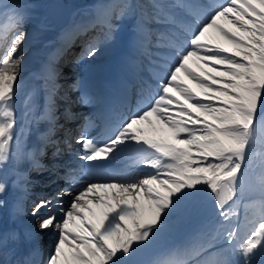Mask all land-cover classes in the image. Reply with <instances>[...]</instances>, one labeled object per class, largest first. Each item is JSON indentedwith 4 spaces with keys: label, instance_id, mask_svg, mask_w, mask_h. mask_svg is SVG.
<instances>
[{
    "label": "snow or ice",
    "instance_id": "obj_1",
    "mask_svg": "<svg viewBox=\"0 0 264 264\" xmlns=\"http://www.w3.org/2000/svg\"><path fill=\"white\" fill-rule=\"evenodd\" d=\"M137 7L131 45L150 58L156 94L99 136L88 135L94 124L86 116L80 134L69 132L61 141L53 138L62 125L54 100L58 72L51 64L45 67L43 112L35 115L33 92L18 117L27 13L19 5L0 2V16L9 22L0 29V165L21 160L28 123L47 121L40 143L27 153L32 169L48 170L38 157L49 145L53 158L67 151L86 166L77 179L70 165H64L67 173L60 177L53 164L54 174L68 186L32 201L30 211L23 201L33 182L27 172L17 174L15 186L22 195L10 216L15 221L30 215L39 231L30 225L0 231V264H141L142 250L185 227L205 197L213 203L212 221L157 264H264V0H225L210 9L195 0H149L147 5H124L117 20L134 15ZM98 22L108 32L86 45V57L92 58L102 44L117 40L116 25L107 20L77 24L65 33V44L70 46ZM10 30L14 35L8 42ZM130 65L136 67V61ZM81 102L103 103V97L86 88ZM73 140L78 150H73ZM120 159L150 171L109 170ZM7 190L0 180V197ZM250 191L258 192L259 200L243 205L241 220V202ZM5 207L0 198V209ZM48 231L54 243L45 261L39 239L40 232Z\"/></svg>",
    "mask_w": 264,
    "mask_h": 264
},
{
    "label": "bare ground",
    "instance_id": "obj_2",
    "mask_svg": "<svg viewBox=\"0 0 264 264\" xmlns=\"http://www.w3.org/2000/svg\"><path fill=\"white\" fill-rule=\"evenodd\" d=\"M0 2H2L3 4L15 5L16 1L15 0H0ZM206 7H207L206 9H210L209 6H206ZM55 8H56L57 12H59L58 7L56 6ZM1 11H3V9H1ZM33 20L36 21L37 19L36 20L33 19ZM95 20L96 21H103V20H100V18H98L96 15L93 16L89 20L88 19H86V20H83V19H77V20L71 19V20H69V22L66 24V27L64 28V30L61 32H58V34L54 37V38H57V42H58V43L57 42L55 43L56 44L55 48L57 47V49L59 50L58 54H54L53 51L52 52L47 51L46 56H48V58H45L46 63L44 61H42V63H39V65H38L40 68L39 71H36V72L33 71L30 73L21 71L20 76L18 77V82L20 84V91H19V94L17 97L18 117L20 116V114H22L25 111L24 101L28 98L29 94L33 93V92H35V95L33 96V102L38 106L36 109L35 115L39 116L43 112L46 95L44 94V91H43V94L41 93L40 87L42 85L41 80L44 79L45 74H41V73H42V71L45 72L46 65H49L47 63L51 62L50 63L51 66L52 67L55 66L54 68L57 70L58 75H60L61 81H58L57 78L55 81V84L57 86H58V84L60 85L59 88H62L64 83L68 84V83L73 82L72 79L74 78V76H71V74H66V72L63 73L62 76H61V74H59V73H61V68H60V65L58 63H60L61 61L63 62V60L64 59L66 60L67 57H71L72 55H74L77 52V50L82 47V45H85L84 41H89V37H91V35L89 36V29H88L83 34L77 36L75 38L74 42L70 46H67L65 44V39H64L65 33L69 29H71L73 26L77 25L76 23H74V21H77L79 24H81V23H87L89 21H95ZM8 23L9 22H8L7 18H5L4 16H0V29H3L5 27V25ZM97 24L100 27H102V25H104L103 22H98ZM35 26H36V22L33 24V26H31V29L29 30L31 36L36 35L34 33V30H35L34 27ZM150 27L154 28L153 25ZM13 35H14L13 30L8 31L7 35H6V40L8 42H10ZM2 47L3 46H0V53H2V51H3ZM46 48H47V46H46ZM153 51H155V50L153 49ZM130 52H131V50L129 48V45L124 43V45L122 47V52L117 55L116 59H111V61L109 63V70H108L109 79L107 81L108 83L102 84L99 86L100 90H101V96L103 97L104 103H105L104 107L107 108V111L109 113L113 112V113L117 114L118 117H121V114L123 111L127 110V112H129V110L132 107V104L130 103L131 102L130 97H133V95L138 96L139 93H142V97L140 98V103H145L148 99H151L154 96L151 94L150 91L147 92V90H146V88L148 87V83L149 84L152 83L149 78L150 77H156V75H154L153 72L151 71V69L153 68V65H151L150 61H147L144 59H142V62L136 61V64H138V65H136V67L131 66L133 69H135V71L131 74V77H128V78H130L129 81H127L125 83L122 82L121 76H127L128 75L129 66H128V64L126 65V61H127V58L130 56L129 55ZM144 56L148 57L147 55H144ZM41 59H43V58L40 55L37 58V61H39V60L41 61ZM58 65H59V67H58ZM156 71L159 72V69H156ZM148 74H151V76H148ZM160 75H163V73L160 72ZM141 79H142V81H144V84H146V86L140 87L141 82H136V80H141ZM110 94H111V97H110V103H109L108 98H109ZM58 96L59 95H57V91H56V94L54 97L56 105H57V101H58ZM65 99H66V102L62 101L64 103H60V105L56 106V109H57L56 115L59 117V119H62L63 122L58 120V124L62 125V127H60L56 131L55 136L53 137L54 139H59L61 141L65 138L66 134L69 132H70L71 136L73 137V126H75L80 121V119H79L80 115H83L82 119L86 116L92 117L94 115L93 110L88 109L86 111V109L79 110L76 108V105H75L76 101L79 100V98L77 96H74V97L68 96L67 98L65 97ZM63 107H64V110H62ZM66 112H70L76 118L75 119H69L66 115ZM129 116H130V114H128L126 117H129ZM123 119H125V118H123ZM45 122L47 125V121H45ZM32 123H34V121ZM32 123L27 124V129L31 130V132H30L29 137L26 139V140H28V141H26V143H29V138L32 137L31 139H33V141L29 143L30 149L29 150H28V148L25 149L26 146H24V148L22 149V151L26 157L28 156L27 153L31 152L40 143L38 141L39 133L44 132L48 127V126L47 127L42 126L41 127L42 130L40 129L41 130L40 131V130H36L34 127H32ZM43 124H45V123H43ZM20 126L21 127L25 126L24 120H20ZM38 131H40V132H38ZM36 132H38V133L36 134ZM33 134H36V135H33ZM24 137L25 136L21 137L22 142L25 141ZM61 144L63 145V143H61ZM72 146H73L74 151L79 148L78 145L74 144L73 142H72ZM48 147L50 149H53V147L50 145ZM61 148H64V145L61 146ZM16 163L5 164L6 165L5 168H4V165H0V167H1L0 171L2 172V173H0V177L2 179H3V176L7 177L6 183H9L8 187L13 188L17 192H19V194H20L19 197H20L22 195V193H20L21 192L20 187L15 186V182L18 179L17 174L23 173L25 171H24V167H21L19 162H18L19 165H16ZM73 163H77V160H73ZM133 171H134V169H133ZM101 177H104V176H101ZM100 179H103V178H100ZM21 183H23V181H21ZM30 188H31L30 194L28 195L27 199L25 201H23V206H24L26 211H30V209L32 207V199H29V198L30 197L35 198L34 197L35 195H32L33 193H31L33 191V187H30ZM39 195H41L39 197H44L45 194L40 193ZM10 196H11V198L9 199V202L7 204H8V208L11 210L13 204L17 200L12 198V195H10ZM64 199H65V203H67L69 200L68 197H65ZM205 199H209L208 201H211V198H204V200ZM204 207H205V204L203 201V204H202L199 212L197 213V215L191 221H189L185 227H183L177 231L165 234L157 242H155L151 247L142 250V252L139 256V260L141 261V264H157V262L162 260V259L170 258V255L174 250H177V249L183 247V245L189 240V238L204 225L203 224L201 227H197V228L193 227V224L196 221L202 220V216L204 215V212H205V210L203 212ZM242 209H243V207H240V211H242ZM2 214L4 216L6 215L8 218L11 217L10 211H7L6 208L3 209ZM240 214H242V212ZM214 216L215 215H212V218H210L211 217V215H210L207 219L212 221ZM241 218H243V217L241 216ZM12 221H14V220L12 219ZM204 222H200L199 224H202ZM14 223H16L17 227H19L20 229H22L25 226L30 225L32 227H36L37 231H39L38 221L34 220L29 215L20 217L19 219L15 220ZM207 223H209V222L207 221ZM47 236L50 237L51 239H47ZM53 243H54V234L51 233V231L40 232L39 244L41 247L44 246V249H42L43 250V257L42 258L45 261L47 260L49 254L52 251ZM156 245H158V246H156Z\"/></svg>",
    "mask_w": 264,
    "mask_h": 264
},
{
    "label": "rangeland",
    "instance_id": "obj_3",
    "mask_svg": "<svg viewBox=\"0 0 264 264\" xmlns=\"http://www.w3.org/2000/svg\"><path fill=\"white\" fill-rule=\"evenodd\" d=\"M15 1H16L15 5L21 6L23 10L27 13V19L23 25V30L26 33V40L24 44L21 46L22 48H25L26 51V55L22 65V72L30 73L33 71L34 72L39 71L40 68L38 65L39 63H42V61L44 62L46 61L45 58L48 57L46 56L47 51L48 52L53 51L54 54H58L59 50L57 49V47L55 48L56 46L55 43L57 42V38L54 37L58 34V32L64 30L69 20L71 19L77 20L78 14L89 17L90 15H92V13H94L98 18H100V20L103 21L107 20L108 23L116 25L119 28V31L115 33V35L117 36V40L111 44H102L100 51L97 52V54L92 58L89 59L86 57L85 54L86 46L82 45V47L78 49L77 52L74 54L76 55L75 57L73 58L67 57L66 60L64 59L63 62L61 61L60 63H58L61 68V73H59L61 74V76L65 72L66 74H71V76H74L73 79L75 82L71 84L74 85L75 83L85 82L88 86L90 85L93 86L94 83L104 82L103 78L105 76L106 69H107L106 76L108 77V70H109L108 63H110L109 62L111 61L110 59L114 57L116 52L124 45V43L129 45L131 52L134 51L133 49H131L130 45L135 35L136 24L139 19L140 9L137 7L136 13L134 15H125L123 18L117 20V16L120 14L122 7L126 4L138 6V5H147L149 3V0H15ZM198 1L199 0H195V2ZM224 3L225 0H221L218 1V4H214L211 6L217 7ZM56 6L58 7L59 12H57L55 8ZM0 12H2L1 9ZM63 13L64 16H62ZM33 19L35 20L37 19V20L34 21ZM35 22H36V26L34 27L35 29L34 33L36 35L31 36L29 30L31 29V26H33ZM189 22L192 23L191 21ZM74 23L79 24L77 21H74ZM152 25L158 26L155 24H151L150 26ZM107 32H108V28L105 23L104 25H102V27H100L96 23L95 27L89 28V36L91 35V37H89V41L94 39L103 40ZM89 41H84V43L87 44L89 43ZM80 50L82 51V53L80 52ZM40 55L43 59H41V61L40 60L37 61V58ZM138 55H135L134 59L136 61L142 62V59L150 61L148 57H145L144 55H140V54ZM41 74H45V72L42 71ZM154 78L156 79L157 77ZM57 80L61 81L60 75H57ZM41 81H42L41 82L42 85L40 87L41 93L43 94L44 91V94L46 95L45 79H42ZM50 83L51 82H49V84ZM73 85L69 84L68 86L67 83H64L63 87L59 88L60 85L58 84L56 91H57V95H59L58 100L60 102L65 101L66 100L65 97L67 98L68 96L71 95L70 88H72ZM150 88L151 86L148 83V87L146 88L147 92L150 91L149 90ZM140 98H139V103H140ZM135 99L136 96L134 98V101ZM59 101L58 104H60ZM35 125H37V123H35ZM35 125L32 123V127H35ZM30 132L31 130H28L27 135L24 137L25 141L22 142L21 145L22 149L24 148V146L28 147L29 143H26V141H28L26 139L29 137ZM258 149H259V145H258ZM49 157H50L49 155L46 156V160L45 158L42 157V160L44 161V164L47 165L48 170L45 171H36V170L32 171L33 169L28 170L29 173L28 178L33 182L30 185V187H33L34 184H37V186L40 189H48L49 187L52 186L53 182H55V176H52L53 173L52 166L54 164L52 162L53 161L52 159L54 158L52 157L49 158ZM47 159L50 160V162H47ZM23 160H24V156L19 161L20 165L23 162ZM16 165H19L18 162L16 163ZM55 194L56 192L52 194H48L47 197H50L51 195H55ZM205 198H210V197H205ZM208 200L209 199L204 200L205 207L203 209V212L204 210L205 212L204 215L202 216V220L196 221L193 224V227L196 228L201 227L203 224H206L207 221L210 222V220L207 219L210 215H211L210 218H212V215H215L213 203L212 201H208ZM258 200H259V193L255 191H250L246 193V198L244 201L241 202L240 207H243L244 204H251L257 202ZM241 212L242 214L240 215L244 218L245 215L244 207L242 211H240V213ZM247 213L249 217H251L253 214V209L249 208L247 210ZM243 218H241V220H243ZM200 222H204V223L199 224ZM47 239H50V237L47 236Z\"/></svg>",
    "mask_w": 264,
    "mask_h": 264
}]
</instances>
